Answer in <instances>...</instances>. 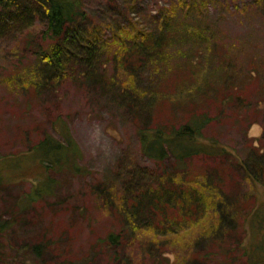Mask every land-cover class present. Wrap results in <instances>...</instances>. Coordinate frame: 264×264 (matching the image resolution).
I'll return each mask as SVG.
<instances>
[{
    "label": "rangeland",
    "instance_id": "rangeland-1",
    "mask_svg": "<svg viewBox=\"0 0 264 264\" xmlns=\"http://www.w3.org/2000/svg\"><path fill=\"white\" fill-rule=\"evenodd\" d=\"M133 1L84 0L89 23L103 26L110 36L118 17L138 20L146 12L160 15L162 8L177 0ZM206 18L223 31L219 44L233 51L212 47L210 61L224 66L218 67L213 81L220 93L204 95L199 99L202 107L197 106H207L216 115L208 135L237 156H245L253 145L264 148V8L256 0H213ZM187 42V37L179 36L174 44L182 47ZM37 46L38 40H29L25 33L10 31L0 37V264H186L188 252L205 255L199 264H264V185L242 181L230 158L207 162L225 170V189L231 198L248 190H254L255 197L241 200L248 215L240 220H244L241 228L225 236V242L212 245L195 240L194 228L177 237L157 238L126 229L119 245L105 242L104 237L121 230L123 222L108 214V207L103 209L92 186L115 172L128 154L149 169H156V163L141 152L133 113L117 102L101 74L89 77L74 70L50 82L41 93L13 88L9 79L16 67L33 62ZM188 50L194 51L191 46ZM102 61L104 68L115 70L108 58ZM188 63L174 61L181 69L165 80V88L191 72ZM225 63H232L236 72ZM230 91L233 98L220 102L223 93ZM184 112L166 101L154 107L152 115L153 120L174 122ZM65 132L81 149L80 173L46 169L34 149L45 136L63 141ZM46 176L52 185L49 194L26 200L34 183L41 184L39 177Z\"/></svg>",
    "mask_w": 264,
    "mask_h": 264
},
{
    "label": "trees",
    "instance_id": "trees-1",
    "mask_svg": "<svg viewBox=\"0 0 264 264\" xmlns=\"http://www.w3.org/2000/svg\"><path fill=\"white\" fill-rule=\"evenodd\" d=\"M211 3L177 0L162 8L160 15L146 12L138 20L130 15L118 17L111 35L106 36L103 26L89 23L84 0H0V37L16 31L38 40L33 62L16 67L9 79L12 87L41 93L50 82L74 70L89 77L101 74L117 102L133 113L141 152L156 163V169H149L128 154L115 172L92 186L103 209L108 207V214L123 222L121 230L104 237L110 245H119L126 229L157 238L177 237L194 228L198 231L195 240L212 245L225 242V236L241 228L248 215L241 200L255 197V192L248 190L244 196L231 198L225 189V170L209 159L230 158V166L237 167L242 181L264 185V148L253 145L245 156H237L206 132L216 115L207 106L200 108L199 99L219 92L213 81L218 67L224 68L210 61L209 52L219 45L230 51L218 42L223 31L206 18ZM256 4L264 8V0ZM179 36L188 38L186 46H175ZM14 51L20 52L18 48ZM104 58L115 64V70L104 68ZM176 59L189 62L191 72L167 89L165 80L181 69L174 64ZM225 66L236 72L232 63ZM233 93L224 92L220 102L230 101ZM166 101L187 114H179L174 122L153 120V108ZM34 149L46 169L83 171L77 164L81 149L68 132L63 141L45 136ZM40 180L25 195L26 200L49 194V176ZM205 258L196 252L185 255L186 264H199Z\"/></svg>",
    "mask_w": 264,
    "mask_h": 264
}]
</instances>
